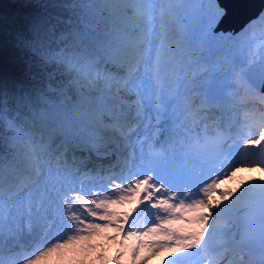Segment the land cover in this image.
<instances>
[{"label":"snow or ice","instance_id":"obj_1","mask_svg":"<svg viewBox=\"0 0 264 264\" xmlns=\"http://www.w3.org/2000/svg\"><path fill=\"white\" fill-rule=\"evenodd\" d=\"M254 8L0 5V264H264V178L220 188L264 172Z\"/></svg>","mask_w":264,"mask_h":264},{"label":"rangeland","instance_id":"obj_2","mask_svg":"<svg viewBox=\"0 0 264 264\" xmlns=\"http://www.w3.org/2000/svg\"><path fill=\"white\" fill-rule=\"evenodd\" d=\"M182 13V9H178ZM235 31V30H232ZM259 29H257V33L259 34ZM259 41H257L258 43ZM252 177L264 178V172H260L255 169L244 168L240 172L236 174V178L226 181L220 185V188L223 190L232 189L235 190L239 188L242 183L250 181ZM216 199H220L219 195L216 196ZM117 251L116 245H109L108 255L109 257L114 256ZM163 260L162 256L153 257L152 260L149 261V264H161ZM51 264H56L55 259L51 262Z\"/></svg>","mask_w":264,"mask_h":264},{"label":"water","instance_id":"obj_3","mask_svg":"<svg viewBox=\"0 0 264 264\" xmlns=\"http://www.w3.org/2000/svg\"><path fill=\"white\" fill-rule=\"evenodd\" d=\"M251 2L255 6V8L253 9V11H255V9L258 8L260 6V4L262 3V0H251ZM249 14H251V13H249ZM241 22L242 21H239V20H233L230 24L229 29H236L237 30L239 28Z\"/></svg>","mask_w":264,"mask_h":264},{"label":"trees","instance_id":"obj_4","mask_svg":"<svg viewBox=\"0 0 264 264\" xmlns=\"http://www.w3.org/2000/svg\"><path fill=\"white\" fill-rule=\"evenodd\" d=\"M15 3V0H0V5L3 6L5 11H12V5Z\"/></svg>","mask_w":264,"mask_h":264}]
</instances>
